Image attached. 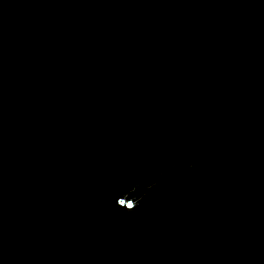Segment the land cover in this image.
I'll return each mask as SVG.
<instances>
[{
  "label": "water",
  "instance_id": "water-1",
  "mask_svg": "<svg viewBox=\"0 0 264 264\" xmlns=\"http://www.w3.org/2000/svg\"><path fill=\"white\" fill-rule=\"evenodd\" d=\"M0 264H264V0H0Z\"/></svg>",
  "mask_w": 264,
  "mask_h": 264
}]
</instances>
